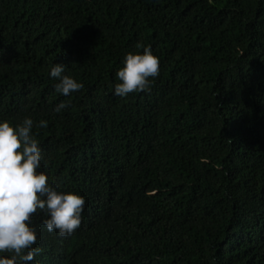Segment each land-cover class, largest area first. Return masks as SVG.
<instances>
[{
    "label": "trees",
    "instance_id": "1",
    "mask_svg": "<svg viewBox=\"0 0 264 264\" xmlns=\"http://www.w3.org/2000/svg\"><path fill=\"white\" fill-rule=\"evenodd\" d=\"M138 41L159 75L121 98ZM53 63L84 88L57 93ZM25 115L37 171L85 197L71 235L31 214L27 264H264V0H0V118Z\"/></svg>",
    "mask_w": 264,
    "mask_h": 264
},
{
    "label": "clouds",
    "instance_id": "2",
    "mask_svg": "<svg viewBox=\"0 0 264 264\" xmlns=\"http://www.w3.org/2000/svg\"><path fill=\"white\" fill-rule=\"evenodd\" d=\"M134 49L125 53L114 73L113 94L121 98L149 91L159 75V58L151 46L138 41ZM65 68L63 63H53L48 75L56 81L55 91L69 96L84 84L66 74ZM66 107L67 102L61 101L51 112L59 114ZM46 125V120L34 122L29 115L15 124L0 118V264H27L40 253L34 246L37 229L29 223L37 210L46 213L41 221L45 229L61 237L71 235L81 223L85 197L58 190L45 172L37 171L41 148L34 129ZM94 248L98 255H111L109 249Z\"/></svg>",
    "mask_w": 264,
    "mask_h": 264
}]
</instances>
